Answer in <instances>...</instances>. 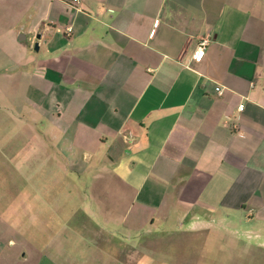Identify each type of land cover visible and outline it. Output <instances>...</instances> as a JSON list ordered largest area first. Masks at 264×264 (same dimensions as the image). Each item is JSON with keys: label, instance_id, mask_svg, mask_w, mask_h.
Here are the masks:
<instances>
[{"label": "crops", "instance_id": "1", "mask_svg": "<svg viewBox=\"0 0 264 264\" xmlns=\"http://www.w3.org/2000/svg\"><path fill=\"white\" fill-rule=\"evenodd\" d=\"M22 81L40 138L24 189L0 172V264H264V0H0ZM176 215L190 236L146 231Z\"/></svg>", "mask_w": 264, "mask_h": 264}, {"label": "rangeland", "instance_id": "2", "mask_svg": "<svg viewBox=\"0 0 264 264\" xmlns=\"http://www.w3.org/2000/svg\"><path fill=\"white\" fill-rule=\"evenodd\" d=\"M23 44L26 46H29L28 41H23ZM33 50L35 48L33 47ZM19 87L17 89V94L12 92L10 95L7 91L8 83H1L0 82V172L2 174H16L18 177H22L21 180H14L15 183H19L18 186H21V190L24 189V178L26 177V174L29 173V170L25 168V150L28 146V142L34 141L33 143L37 142L33 138L34 135H36L37 138H40V133L37 127L32 130V127L27 120V118L23 116H18L13 110V104H17L18 106H22L23 104V95L21 93L20 86L22 87L24 85V82H18ZM10 85V83H9ZM40 126V125H37ZM36 130V131H35ZM34 134V135H33ZM32 135V136H29ZM15 139V140H14ZM27 139V141H25ZM11 142V143H10ZM26 146V147H25ZM17 150V152L14 151V155L12 154V157L8 156V154H11L13 150ZM28 154V152H26ZM24 164V167H23ZM17 165V166H16ZM2 182H5L6 180H1ZM4 187H2L3 190ZM178 219V215L175 216V218L170 219V222L167 223H157L156 226L151 229L147 228L146 231L152 232L153 230L156 234L155 236L159 237H165L169 235L168 231H173V229L178 228L179 231H182L178 233L177 235L174 234V237H177L178 239L181 238L184 235L190 236V232L183 226L179 227L177 225V222L175 220ZM186 229V230H185ZM216 231L213 232V234H210L209 237H213V242H208V245L206 250H216L219 247H221V244H226L231 247L237 246V240L236 238L231 234H218ZM151 234L145 233L144 236H150ZM217 235V236H216ZM243 239L242 244L247 245L248 240L246 239V236ZM235 242V243H234ZM168 242H153V243H146V251L152 253L153 256H160L161 260H165V257L169 256L168 251ZM186 245L182 248V252L184 250ZM188 247L191 250L193 249L191 246L188 245ZM246 247V246H245ZM236 248V247H235ZM188 249V248H187ZM188 249V250H190ZM176 251H179L178 249ZM178 254V252H176ZM165 255V256H164ZM150 262V260H147V263ZM242 262H248L246 259H243ZM163 263V262H162ZM158 261H154L153 264H162ZM152 264V263H150ZM251 264V263H250Z\"/></svg>", "mask_w": 264, "mask_h": 264}, {"label": "built area", "instance_id": "3", "mask_svg": "<svg viewBox=\"0 0 264 264\" xmlns=\"http://www.w3.org/2000/svg\"><path fill=\"white\" fill-rule=\"evenodd\" d=\"M76 3H79L81 0H74ZM68 31L69 32H72L73 31V29L71 28V27H69L68 28ZM208 43H209V41L208 40H204V41H202L201 43H200V45H199V47H198V49H197V51H196V53H195V56H194V59L195 60H197V61H200L202 58H203V56H204V49H205V47L208 45ZM223 88L222 89H220V94H222L223 93ZM243 108H244V105L242 104L241 106H240V109L241 110H243ZM124 139L126 140V141H131V140H133V136L132 135H125L124 136Z\"/></svg>", "mask_w": 264, "mask_h": 264}, {"label": "water", "instance_id": "4", "mask_svg": "<svg viewBox=\"0 0 264 264\" xmlns=\"http://www.w3.org/2000/svg\"><path fill=\"white\" fill-rule=\"evenodd\" d=\"M41 36H39L38 38H40ZM35 49L38 51L39 50V44L37 43L36 45H35Z\"/></svg>", "mask_w": 264, "mask_h": 264}]
</instances>
